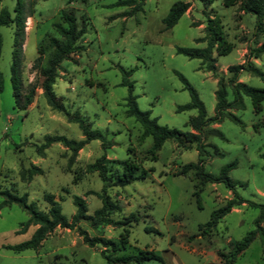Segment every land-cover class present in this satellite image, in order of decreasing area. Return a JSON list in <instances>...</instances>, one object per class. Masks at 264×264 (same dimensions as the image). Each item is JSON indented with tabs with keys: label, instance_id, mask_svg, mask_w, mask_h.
Segmentation results:
<instances>
[{
	"label": "rangeland",
	"instance_id": "rangeland-1",
	"mask_svg": "<svg viewBox=\"0 0 264 264\" xmlns=\"http://www.w3.org/2000/svg\"><path fill=\"white\" fill-rule=\"evenodd\" d=\"M127 1L0 0V15L8 12L14 18L17 3L22 7L16 46L15 24L0 26V189L26 195L27 203L42 212L49 208L45 196L50 195L69 221L75 214L76 196L92 216L101 207L106 183L88 166L104 157L109 178L105 192L119 207L110 216L111 225L92 227L80 221L71 230L55 228L35 251L13 252L6 246L28 240L36 227L18 233L29 217L15 204L2 205L0 196V264H103L104 249L89 247L80 231L89 238L118 243V255L154 253L163 261L143 264H219L220 255L230 251L229 242L242 240L257 219L264 229V207L249 204L264 206V102L256 114L249 98L243 97V108L227 110L240 125L225 117L206 126L203 155L194 145L183 149L173 141H165L159 151L151 153V137H142L140 125L125 113L128 91L120 85L121 69L132 71L127 80L133 83L138 109L149 112L160 126L193 132L188 122L196 112L177 111L189 102V95L175 73L195 89L207 118L214 117L217 77L226 82L231 76L229 66L250 61L264 76V56L250 57L252 49L264 44V34L254 35V16H243L237 5L225 7L221 0H145L142 4L133 0L134 5ZM176 2H190L195 8L164 30L162 21ZM63 13L73 16L77 28L84 31L78 41L83 50L59 64L50 85L67 116L46 104L40 88V71L51 51L48 40L61 41L54 26L66 25ZM207 19L216 23L231 46L226 55L213 52L214 73L206 72L200 60L176 53L178 47H205L196 40L204 36ZM238 82L264 89V77L249 72H240ZM226 90L231 102V90ZM68 118H78L90 130L100 132L111 146L103 149L99 141H91L74 154L55 143L38 153L46 136L83 140L78 125ZM199 160L204 172L212 176L235 161L227 176L237 195L249 202L233 207L206 233L201 226L234 196L222 183L201 184L193 171L180 174L183 166ZM129 164L136 167L135 180L125 187L113 186L116 176L127 175ZM33 168L40 173L28 177ZM235 264H264L260 241L254 240Z\"/></svg>",
	"mask_w": 264,
	"mask_h": 264
},
{
	"label": "trees",
	"instance_id": "trees-1",
	"mask_svg": "<svg viewBox=\"0 0 264 264\" xmlns=\"http://www.w3.org/2000/svg\"><path fill=\"white\" fill-rule=\"evenodd\" d=\"M74 1V0H69ZM86 1V0H81ZM145 0H140L142 4ZM223 6L232 7L237 5L238 11L245 14H252L254 16V35L259 37L264 34L263 28V18H264V0H221ZM128 5H134L133 0H128L126 2ZM189 4L185 2L174 3L167 16L163 19L164 30L171 29L180 17L186 12ZM15 16L10 18L8 12H3L0 15V26H7L10 23H14L16 29L14 31V46L17 45L18 38L21 37V26H22V7L18 2L14 8ZM65 26L55 25L54 29L56 33L60 36L61 41L56 38H50L48 40V46L50 48L49 57L40 71V88L42 90V96L46 101V104L53 110L64 113V108L60 104L59 100L54 96L50 89L56 74V70L59 64L64 60H70L71 55H74L83 50L82 46L78 45V41L83 36V29H78L76 25V19L67 15L62 14ZM204 36L196 40L197 43H205V47L201 49L197 48H176V53L182 55L189 59H197L201 61L203 69L206 72L214 73L215 71V59L213 58V52H216L218 56L226 55L230 52L231 46L226 43L224 38L219 31V27L211 19H207V25L205 27ZM260 56H264V44L259 45L250 51V57L253 59H258ZM13 63L10 68L12 74H15L16 65V50L12 53ZM227 71L231 76L226 80L223 77H217V89L214 93L215 96V116L212 118H207L206 110L198 97L195 89L186 81V79L179 73H175L180 82L183 84V89L188 92L189 102L185 105L178 106L177 111H190L194 110L196 115L189 119L188 125L193 132H181L177 129H169L164 126H160L157 121L150 118L149 112L140 111L136 105L135 97L132 96L133 83L127 80V76L132 73V71L122 72L121 86L126 87L128 91V96L124 100L125 113L128 117H131L138 123L142 129V137H151L152 146L150 148L151 153L159 151L165 141H173L178 146L183 149H189L194 145L196 151L200 155L205 154V150L202 145V135L203 129L210 125L211 123H220L223 118L227 117L240 125L239 120L227 113L234 107L243 108V97L249 98L252 106L254 107V113L260 112V104L264 102V89H258L250 87L244 83L238 82L239 74L242 71L249 72L256 77H264L263 73L257 69L250 61H246L244 65H234L229 66ZM1 83V76H0ZM230 88L233 99L231 102L227 101V90ZM66 115V114H65ZM67 116V115H66ZM69 121L74 122L78 125L83 140L74 141L68 140L62 136H46L44 138V143L37 147V152L41 153L44 149L48 148L50 145L59 143L63 147L69 149L74 154L77 153L85 144L91 141H99L103 149H107L111 146V143L106 140V138L98 131L90 130L86 125L83 124L78 118H68ZM219 135V134H218ZM105 158L101 157L96 160L92 165L88 166V170L91 172H97L100 179L106 183L102 189V194L100 195L101 207L94 211L92 216L86 214V205L84 201L79 197H73V205L75 207V214L69 221L62 213L60 205L54 201L53 197L50 195L45 196L49 208L47 212H42L37 210V207L33 203H27L26 195L16 196L8 191H2L0 189V196L4 198L2 205L15 204L20 207L28 215V220L26 223L21 225L20 231L18 233H25L28 227H36L31 237L19 244L6 246V249L13 252H23L26 250H37L41 243L47 238V236L55 229H73L76 224L80 221H87L92 227H97L99 225H111L113 222L110 220V216L116 212H119V207L115 205L106 194V187H108L109 178L107 176V168L104 165ZM201 160L198 163H191L183 166L181 168L180 174L185 175L190 171H193L197 179L201 184H219L222 183L224 187L233 193L234 199L228 201L223 207L213 211L210 215V219L203 226V232H210L214 229L219 222V220L230 212V210L245 203L242 198H240L234 190L233 182L228 178V172L233 169L236 162L228 164L223 167L217 176H212L204 172L201 166ZM126 164V163H125ZM136 169L135 166L129 164L126 165L127 175L116 176V181L113 186L125 187L129 185L135 178H133L132 172ZM40 173L36 168H33L32 172L29 173L28 177L34 175V173ZM249 203V202H246ZM250 205L254 207H264L256 206L255 204ZM118 226L123 225L121 222L115 223ZM80 235L83 238L85 244L89 247H94L95 245H100L104 250L102 252V258L104 260L103 264H143L146 261H155L162 263V259L154 253H138L137 255H118L121 250L118 243L105 240L103 238H89L84 232L80 231ZM258 239L262 246V253L264 254V229L260 225L259 219L255 221L254 229L247 233L246 236L240 241H230L229 253L226 255H220L219 264H235L237 258L242 255L249 245ZM107 253V254H106ZM51 264H62L53 262Z\"/></svg>",
	"mask_w": 264,
	"mask_h": 264
},
{
	"label": "crops",
	"instance_id": "crops-1",
	"mask_svg": "<svg viewBox=\"0 0 264 264\" xmlns=\"http://www.w3.org/2000/svg\"><path fill=\"white\" fill-rule=\"evenodd\" d=\"M185 3H188L189 4V7H188V9L186 10V12L184 13L185 15H188L189 16V14H190V12H191V10H192V8H195V6H194V4L193 3H191L190 4V2H185ZM237 10H238V7H237ZM241 15H243V16H245L246 14L245 13H243V12H239ZM183 14V15H184ZM202 27V26H201ZM264 28V27H263ZM262 36V35H261ZM260 36V37H261ZM261 45V44H260Z\"/></svg>",
	"mask_w": 264,
	"mask_h": 264
}]
</instances>
